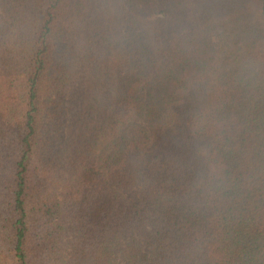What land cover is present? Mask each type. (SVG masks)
<instances>
[{"label": "trees", "instance_id": "16d2710c", "mask_svg": "<svg viewBox=\"0 0 264 264\" xmlns=\"http://www.w3.org/2000/svg\"><path fill=\"white\" fill-rule=\"evenodd\" d=\"M0 264H264V0H0Z\"/></svg>", "mask_w": 264, "mask_h": 264}]
</instances>
